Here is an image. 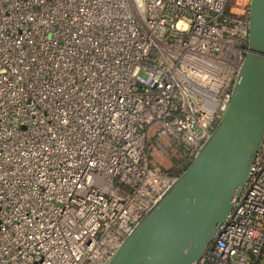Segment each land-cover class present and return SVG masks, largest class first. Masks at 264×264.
Listing matches in <instances>:
<instances>
[{
  "label": "built area",
  "instance_id": "obj_1",
  "mask_svg": "<svg viewBox=\"0 0 264 264\" xmlns=\"http://www.w3.org/2000/svg\"><path fill=\"white\" fill-rule=\"evenodd\" d=\"M238 0H0V264H105L225 109ZM196 264H264V135Z\"/></svg>",
  "mask_w": 264,
  "mask_h": 264
},
{
  "label": "water",
  "instance_id": "obj_2",
  "mask_svg": "<svg viewBox=\"0 0 264 264\" xmlns=\"http://www.w3.org/2000/svg\"><path fill=\"white\" fill-rule=\"evenodd\" d=\"M230 99L187 167L105 264H196L245 185L264 135V0H249Z\"/></svg>",
  "mask_w": 264,
  "mask_h": 264
},
{
  "label": "flooded vegetation",
  "instance_id": "obj_3",
  "mask_svg": "<svg viewBox=\"0 0 264 264\" xmlns=\"http://www.w3.org/2000/svg\"><path fill=\"white\" fill-rule=\"evenodd\" d=\"M188 162L186 160H176V163L173 161L172 163V168L174 172L178 173L180 172L183 167L187 164Z\"/></svg>",
  "mask_w": 264,
  "mask_h": 264
},
{
  "label": "rangeland",
  "instance_id": "obj_4",
  "mask_svg": "<svg viewBox=\"0 0 264 264\" xmlns=\"http://www.w3.org/2000/svg\"><path fill=\"white\" fill-rule=\"evenodd\" d=\"M238 1H241V0H238ZM242 3H245L246 4V8H247L248 7L249 0H242ZM173 161L176 163V159H173Z\"/></svg>",
  "mask_w": 264,
  "mask_h": 264
},
{
  "label": "trees",
  "instance_id": "obj_5",
  "mask_svg": "<svg viewBox=\"0 0 264 264\" xmlns=\"http://www.w3.org/2000/svg\"><path fill=\"white\" fill-rule=\"evenodd\" d=\"M230 1H233V0H230ZM246 17H247V16H246ZM188 164H189V163H187V164L183 167V169H182L181 171H183V170L187 167ZM181 171H180V172H181ZM180 172H178V173L175 172V174L177 175V174H179Z\"/></svg>",
  "mask_w": 264,
  "mask_h": 264
}]
</instances>
